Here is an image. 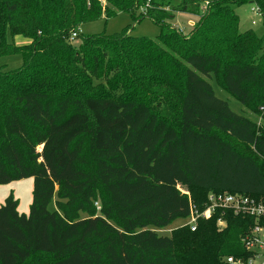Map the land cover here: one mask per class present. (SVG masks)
<instances>
[{"label": "trees", "instance_id": "trees-1", "mask_svg": "<svg viewBox=\"0 0 264 264\" xmlns=\"http://www.w3.org/2000/svg\"><path fill=\"white\" fill-rule=\"evenodd\" d=\"M246 2L0 0V56H23L19 68L0 69L23 75L13 97L0 91V185L33 178L27 214L11 196L0 205V264H225L236 253L251 221L230 212L222 230L217 213L194 230H157L201 212L210 192L264 199V125L212 86L255 114L264 106V38L240 31L232 8ZM253 2L264 26V0ZM201 10L187 37L164 24ZM119 12H138L161 33L79 31ZM140 58L153 67L146 74ZM162 85L179 92L176 102Z\"/></svg>", "mask_w": 264, "mask_h": 264}, {"label": "rangeland", "instance_id": "rangeland-1", "mask_svg": "<svg viewBox=\"0 0 264 264\" xmlns=\"http://www.w3.org/2000/svg\"><path fill=\"white\" fill-rule=\"evenodd\" d=\"M203 4V1H214V0H200ZM228 1V0H223ZM253 1V0H250ZM252 3L246 2L240 5H232V8L239 17L238 28L240 31L247 29H253L258 37L264 38V26L262 24L261 17L255 16L250 8ZM202 10L199 15L187 14L176 12L173 16V19L164 20V24L170 26L171 28L176 29L179 33H182L184 37L192 32L196 22H198ZM16 19H24L27 17V11H22L20 14L14 16ZM255 21L252 24V21ZM83 36L101 34L109 37H134V38H148L155 39L160 33V27L158 24L154 23L148 17H139L138 12L135 15H132L129 12H119L109 18L101 17L94 21L85 22L81 25L80 30ZM8 42H13L15 44H23L28 42L27 39H24L22 36L12 37L9 33L7 34ZM140 52V50H138ZM141 59V58H140ZM23 63V56L19 53L13 55L0 56V69L1 70H13L19 68ZM138 64L144 65V69L140 70L139 73L146 74L151 71L153 67L143 61L142 59L137 61ZM20 77L23 75L14 77L13 74H2L0 73V91L3 89V95L6 99L13 97L18 91V85L15 83L20 80ZM176 86V85H174ZM215 94L229 104V107L238 114H243L250 119L254 120L258 126L264 125V106L261 107L258 114H255L253 111L248 110L243 107V105L229 96L224 90L212 82ZM158 86H151L149 93H153V89ZM166 86H159V90L164 94L166 90L168 93H171L172 101L176 102L179 92L176 89L167 88ZM161 93V92H160ZM238 146V145H237ZM32 185L33 178H23L20 180H14L6 184L0 185V205L4 202L5 198L11 196L17 200V211L21 214H27L30 208L32 200ZM183 190V188H181ZM187 195L190 197L189 191H186ZM99 206V203H97ZM49 210L55 209L54 199L48 205ZM79 217H85L86 214L79 213ZM187 223V219H177L173 221L168 227L157 230L161 235H169L170 231L182 226ZM46 256H43V264H50V258L46 259Z\"/></svg>", "mask_w": 264, "mask_h": 264}, {"label": "built area", "instance_id": "built-area-1", "mask_svg": "<svg viewBox=\"0 0 264 264\" xmlns=\"http://www.w3.org/2000/svg\"><path fill=\"white\" fill-rule=\"evenodd\" d=\"M250 11L261 17L257 5L251 1ZM208 6V1H203L202 9ZM255 21H252L254 24ZM75 36V33L72 34ZM206 207L198 212L190 209L187 223L191 230L195 229L197 219L211 218L218 214L216 226L222 230L227 225V213L241 216L243 219H250L247 230L240 233L235 241L236 253L222 257L225 264H264V199H258L246 194L210 192L207 196Z\"/></svg>", "mask_w": 264, "mask_h": 264}]
</instances>
